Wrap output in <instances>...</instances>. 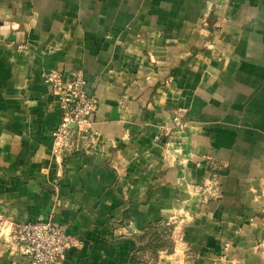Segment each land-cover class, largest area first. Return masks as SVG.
I'll list each match as a JSON object with an SVG mask.
<instances>
[{
  "label": "crops",
  "instance_id": "0c3cea01",
  "mask_svg": "<svg viewBox=\"0 0 264 264\" xmlns=\"http://www.w3.org/2000/svg\"><path fill=\"white\" fill-rule=\"evenodd\" d=\"M77 70L92 136L55 155L44 74ZM0 210L65 227L61 264H264V0H0Z\"/></svg>",
  "mask_w": 264,
  "mask_h": 264
},
{
  "label": "built area",
  "instance_id": "2783aa9c",
  "mask_svg": "<svg viewBox=\"0 0 264 264\" xmlns=\"http://www.w3.org/2000/svg\"><path fill=\"white\" fill-rule=\"evenodd\" d=\"M44 78L53 87L55 94L60 96L62 119L54 133V154L78 151L72 135L75 134L77 140H88L92 136V119L98 111L99 101L85 93L87 80L80 70L72 72L68 80H65L62 73L55 71L44 74ZM174 122L180 129L186 127L179 116ZM199 190L212 198H220V176L212 174ZM0 235L4 238L7 236L6 241L17 246L30 264H61L67 252L75 246L73 238L63 226L42 220L14 223L1 210Z\"/></svg>",
  "mask_w": 264,
  "mask_h": 264
},
{
  "label": "trees",
  "instance_id": "16d2710c",
  "mask_svg": "<svg viewBox=\"0 0 264 264\" xmlns=\"http://www.w3.org/2000/svg\"><path fill=\"white\" fill-rule=\"evenodd\" d=\"M156 228L157 227L151 228L147 235H145V237H148L147 241L149 242L148 247H150V249L164 247V245L166 246V244L170 240V238L166 237V235H170V228H163L160 232L156 231Z\"/></svg>",
  "mask_w": 264,
  "mask_h": 264
}]
</instances>
